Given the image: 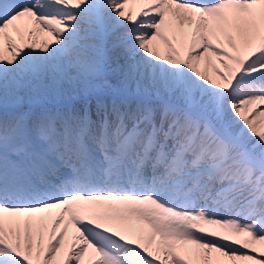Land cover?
<instances>
[{"label": "snow or ice", "instance_id": "1", "mask_svg": "<svg viewBox=\"0 0 264 264\" xmlns=\"http://www.w3.org/2000/svg\"><path fill=\"white\" fill-rule=\"evenodd\" d=\"M0 264H264V0H0Z\"/></svg>", "mask_w": 264, "mask_h": 264}]
</instances>
